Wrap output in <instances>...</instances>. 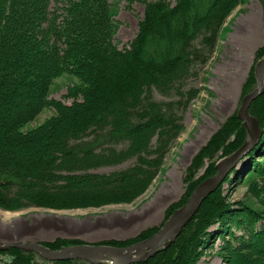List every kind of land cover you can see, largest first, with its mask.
<instances>
[{
  "label": "trees",
  "instance_id": "16d2710c",
  "mask_svg": "<svg viewBox=\"0 0 264 264\" xmlns=\"http://www.w3.org/2000/svg\"><path fill=\"white\" fill-rule=\"evenodd\" d=\"M53 1L0 0V207L73 209L132 202L161 173L185 129V112L202 89L198 80L241 0H127L143 2L145 13L124 48L115 42L112 0H56L55 7ZM256 56L244 95L256 86L264 45ZM64 73L79 78L81 100L54 102L53 117L24 131L48 105L53 80ZM250 113L263 134L231 174L239 182L246 172L244 180L258 191L264 181V94L252 102ZM246 140L247 129L235 113L195 155L185 179L206 158L210 164L192 190L167 209L166 219L215 173L218 160ZM106 168L111 170L100 171ZM221 186L174 242L125 264H199L216 224L221 229L216 235L229 249L228 264H264V211L240 203L233 210ZM157 230L103 243L124 247ZM76 241L57 238L44 245L60 249ZM5 255L6 264H37V258L45 264H83L14 247L0 250Z\"/></svg>",
  "mask_w": 264,
  "mask_h": 264
},
{
  "label": "rangeland",
  "instance_id": "374dc122",
  "mask_svg": "<svg viewBox=\"0 0 264 264\" xmlns=\"http://www.w3.org/2000/svg\"><path fill=\"white\" fill-rule=\"evenodd\" d=\"M112 2L117 22L115 42L119 48H124L138 32L145 4L139 1L129 3L127 0ZM53 6H56V0ZM263 45L264 0H241L224 24L216 52L198 80L202 89L185 112V129L167 153L161 173L143 195L132 202L99 207L53 209L31 206L19 210L0 207V240L44 244L65 238L77 240L78 243L73 245L106 244L103 242L107 240L134 238L148 228L158 227L159 230L167 220V209L189 193L206 172L209 158L195 174L185 179L187 169L201 147L229 117L238 112L245 96L244 84L256 62V51ZM80 84L79 78L72 74L64 73L56 77L50 87L48 105L23 130L28 131L53 117L57 113L54 102L71 105L81 100ZM215 154L221 155L222 152ZM263 167L264 160L261 161ZM110 170L106 168L100 171ZM245 176L246 172L239 182L237 175L224 181L220 185L222 194L235 205L233 210L238 209L237 203H240L264 211V181L257 191L244 180ZM218 228V224L210 228L211 234L201 249L199 264H228L229 249L225 241L216 235L221 230ZM1 257L0 264H6L8 257ZM37 259V264H45L40 258ZM87 261L81 259L83 264H89Z\"/></svg>",
  "mask_w": 264,
  "mask_h": 264
},
{
  "label": "water",
  "instance_id": "95a60500",
  "mask_svg": "<svg viewBox=\"0 0 264 264\" xmlns=\"http://www.w3.org/2000/svg\"><path fill=\"white\" fill-rule=\"evenodd\" d=\"M256 86L247 93L238 110V116L247 129V140L233 152L218 160L215 173L201 181L193 190L187 202L176 209L165 221L163 226L152 236L135 242L131 245L120 247L107 244H84L51 249L39 242L0 240V250L19 248L24 251L40 253L48 260L86 259L91 263L125 264L132 260H144L155 254L161 247L169 246L176 240L183 228L193 219L204 201L215 192L231 174L234 168L250 151L263 134V129L258 119L250 113L254 100L264 94V58L255 67ZM120 258V260H118ZM123 260V261H122Z\"/></svg>",
  "mask_w": 264,
  "mask_h": 264
},
{
  "label": "bare ground",
  "instance_id": "6f19581e",
  "mask_svg": "<svg viewBox=\"0 0 264 264\" xmlns=\"http://www.w3.org/2000/svg\"><path fill=\"white\" fill-rule=\"evenodd\" d=\"M262 60V59H261ZM82 263V262H81Z\"/></svg>",
  "mask_w": 264,
  "mask_h": 264
}]
</instances>
